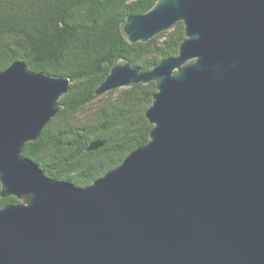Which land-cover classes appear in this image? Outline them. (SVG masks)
<instances>
[{"label": "water", "instance_id": "95a60500", "mask_svg": "<svg viewBox=\"0 0 264 264\" xmlns=\"http://www.w3.org/2000/svg\"><path fill=\"white\" fill-rule=\"evenodd\" d=\"M178 21L177 56L150 70L121 57L96 87L154 82L153 126L85 187L23 155L70 78L0 70V197L17 199L0 208V264H264V0H156L120 31L143 43Z\"/></svg>", "mask_w": 264, "mask_h": 264}, {"label": "trees", "instance_id": "16d2710c", "mask_svg": "<svg viewBox=\"0 0 264 264\" xmlns=\"http://www.w3.org/2000/svg\"><path fill=\"white\" fill-rule=\"evenodd\" d=\"M156 0H0V70L16 60L28 69L70 78L63 105L36 141L24 146L45 175L77 187L92 184L149 140L145 111L154 82L94 91L119 58L150 70L177 56L184 38L181 21L147 42H126L120 23L147 11ZM93 140L105 144L87 150ZM0 197V208L15 203Z\"/></svg>", "mask_w": 264, "mask_h": 264}, {"label": "rangeland", "instance_id": "374dc122", "mask_svg": "<svg viewBox=\"0 0 264 264\" xmlns=\"http://www.w3.org/2000/svg\"><path fill=\"white\" fill-rule=\"evenodd\" d=\"M174 26V25H173ZM173 28V27H172ZM171 28H169L168 30H170ZM126 87H128V86H126ZM122 88H124V87H122ZM118 89H120V88H118ZM115 90V89H114ZM112 91V90H111ZM110 92V91H109ZM105 95V94H104ZM101 96H103V95H101Z\"/></svg>", "mask_w": 264, "mask_h": 264}]
</instances>
